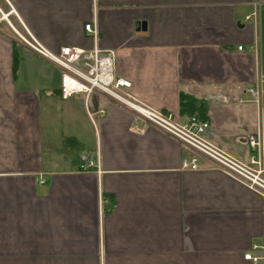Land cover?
Instances as JSON below:
<instances>
[{
	"label": "crops",
	"instance_id": "1",
	"mask_svg": "<svg viewBox=\"0 0 264 264\" xmlns=\"http://www.w3.org/2000/svg\"><path fill=\"white\" fill-rule=\"evenodd\" d=\"M0 11V264H250L243 255L264 247L260 195L183 170L189 149L104 94L63 100L60 69L16 33L53 53L113 51L135 103L207 122L205 139L246 162L245 138L264 134V96L246 92L264 76V0H0Z\"/></svg>",
	"mask_w": 264,
	"mask_h": 264
},
{
	"label": "built area",
	"instance_id": "2",
	"mask_svg": "<svg viewBox=\"0 0 264 264\" xmlns=\"http://www.w3.org/2000/svg\"><path fill=\"white\" fill-rule=\"evenodd\" d=\"M89 1L94 9L99 2ZM0 15L2 17L1 11ZM244 20L255 21L256 12L253 11ZM84 31L92 39H96L97 31L92 24L85 25ZM16 35L33 53L60 69L59 92L63 100L81 95L87 101L95 92L104 94L120 106L133 111L149 126L189 149L192 154L182 159L183 170L196 172L208 168L218 171L264 199V134L260 130L245 138L249 157L246 162L239 161L205 139L207 122L199 121L195 116L180 122L170 114L135 103L128 95L130 83L115 75L113 51H103L97 47L90 50L63 47L53 53L41 46L29 33H26V37ZM237 50L241 51V47ZM246 92L250 101L258 105L260 98L264 96V76L256 84L247 87ZM200 158L205 159L209 166L202 167ZM92 166L94 163L87 161L81 169ZM39 183L43 184L45 180L40 179ZM243 259L250 264H264V247L252 246L251 251L243 255Z\"/></svg>",
	"mask_w": 264,
	"mask_h": 264
},
{
	"label": "trees",
	"instance_id": "3",
	"mask_svg": "<svg viewBox=\"0 0 264 264\" xmlns=\"http://www.w3.org/2000/svg\"><path fill=\"white\" fill-rule=\"evenodd\" d=\"M197 101L187 95H180V112L195 109Z\"/></svg>",
	"mask_w": 264,
	"mask_h": 264
},
{
	"label": "water",
	"instance_id": "4",
	"mask_svg": "<svg viewBox=\"0 0 264 264\" xmlns=\"http://www.w3.org/2000/svg\"><path fill=\"white\" fill-rule=\"evenodd\" d=\"M139 26H140L141 30L144 31V24L142 23Z\"/></svg>",
	"mask_w": 264,
	"mask_h": 264
},
{
	"label": "bare ground",
	"instance_id": "5",
	"mask_svg": "<svg viewBox=\"0 0 264 264\" xmlns=\"http://www.w3.org/2000/svg\"><path fill=\"white\" fill-rule=\"evenodd\" d=\"M250 14H251V13H250ZM250 14H249V15H250ZM247 16H248V15H247ZM247 16H246V17H247ZM248 87H249V86H248ZM246 89H247V88H246ZM59 93H60V92H59ZM75 96H76V95H75ZM249 97H250V96H249ZM114 102H115V101H114ZM116 103H117V102H116ZM117 104H118V103H117ZM129 104H130L131 106H134L132 103H129ZM118 105H119V104H118Z\"/></svg>",
	"mask_w": 264,
	"mask_h": 264
}]
</instances>
